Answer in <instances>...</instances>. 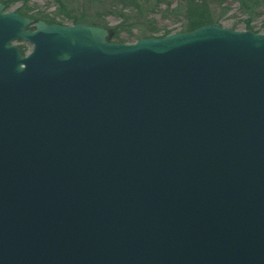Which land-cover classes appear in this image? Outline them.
<instances>
[{
    "label": "water",
    "instance_id": "1",
    "mask_svg": "<svg viewBox=\"0 0 264 264\" xmlns=\"http://www.w3.org/2000/svg\"><path fill=\"white\" fill-rule=\"evenodd\" d=\"M111 34L0 3V264H264V34Z\"/></svg>",
    "mask_w": 264,
    "mask_h": 264
},
{
    "label": "trees",
    "instance_id": "2",
    "mask_svg": "<svg viewBox=\"0 0 264 264\" xmlns=\"http://www.w3.org/2000/svg\"><path fill=\"white\" fill-rule=\"evenodd\" d=\"M23 5L19 13L48 24L75 25L83 23L90 26L111 29V42L127 43L140 39L154 38L163 33L165 37L171 32L162 31L157 25L155 15L165 5L167 13H174L185 20L182 32H192L206 25L219 24L228 12L223 6L228 0H184L171 9L170 0H52L56 12L34 13L27 7L28 0H0L6 9L18 2ZM239 5L240 11L248 16L246 29L251 30V23L259 9L264 8V0H232ZM219 11V12H218ZM222 11V12H221ZM119 20L113 27L108 19ZM262 30L264 31V25ZM125 35V41L122 35ZM23 53L26 47H21Z\"/></svg>",
    "mask_w": 264,
    "mask_h": 264
},
{
    "label": "rangeland",
    "instance_id": "3",
    "mask_svg": "<svg viewBox=\"0 0 264 264\" xmlns=\"http://www.w3.org/2000/svg\"><path fill=\"white\" fill-rule=\"evenodd\" d=\"M184 0H170L169 2L172 4L171 9L177 7L179 3ZM23 2H18L17 4L11 7V10H18L22 7ZM27 7L31 10L32 14L42 12L52 14L56 12V6L52 0H28ZM225 9H228L226 17L220 21V25L224 28L237 30V31H245L246 29V21L248 16L243 14L237 3L232 2V0H228L224 6ZM219 12V11H218ZM222 12V11H221ZM155 19L157 21V25L162 31H169L171 33H180L185 25V20L183 17L178 16L174 13H167L166 6L163 5L157 14L155 15ZM110 21V26L113 27L119 23V20H114L113 18L108 19ZM264 25V8H261L257 11L254 20L251 23V27L254 32L263 33L262 30ZM163 33L157 35L156 37L162 36ZM122 38L125 41L126 36L123 34ZM134 39L132 42H135ZM127 42V43H132ZM17 46L23 47L24 44L16 43ZM27 51H31L30 47H26Z\"/></svg>",
    "mask_w": 264,
    "mask_h": 264
}]
</instances>
